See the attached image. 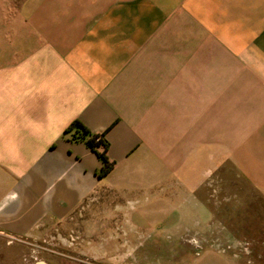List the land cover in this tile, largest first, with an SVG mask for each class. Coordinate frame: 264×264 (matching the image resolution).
I'll use <instances>...</instances> for the list:
<instances>
[{
	"label": "crops",
	"instance_id": "1",
	"mask_svg": "<svg viewBox=\"0 0 264 264\" xmlns=\"http://www.w3.org/2000/svg\"><path fill=\"white\" fill-rule=\"evenodd\" d=\"M74 120L106 140V175ZM238 199L264 202V0H0L7 244L77 233L199 255L159 264H252L212 240L248 229ZM43 255L22 264H57Z\"/></svg>",
	"mask_w": 264,
	"mask_h": 264
},
{
	"label": "rangeland",
	"instance_id": "2",
	"mask_svg": "<svg viewBox=\"0 0 264 264\" xmlns=\"http://www.w3.org/2000/svg\"><path fill=\"white\" fill-rule=\"evenodd\" d=\"M243 187L248 191L250 190L247 186ZM250 192L252 193L251 190ZM252 194H250V196ZM220 198L221 196H212L213 203L218 204L217 201ZM229 202H232V200ZM239 202L242 201L238 199L237 205H235V202H232L234 205L232 208L231 205L228 204L230 210L227 212L229 215H232L241 211L242 215H240L238 220L240 219L239 222L244 229H248L243 232H218L212 235V240L214 239L217 242L236 241L240 243V247L235 249V252L243 254L246 260L249 262L252 261V264H264V215L257 217L251 214L256 209H260L264 212V202L260 201L259 205L252 201H244V203L241 204ZM221 206L222 205H220V207ZM231 221L234 220L231 219ZM232 225L233 222L229 220L228 228H231ZM58 235L59 234L55 232H47L39 234L34 240L27 239V243L15 241L11 244L6 243L7 238L0 237V264H22V260H24L25 257H30L31 255L33 257H41L44 256L43 253L45 252L52 254L57 264H159L158 260L162 256L165 258L174 256V258L179 259L199 257V255H195L192 251L180 250V252L179 250H173L171 248L164 250H110L85 248L83 246L87 244L86 241L93 239L92 236L88 238V236L85 237L81 234L70 233L67 237L68 243L65 242L64 244L60 242ZM195 235L196 239L204 240L203 234ZM114 255H126V257H124V261L116 262L115 259H113ZM32 256L30 259H33ZM140 257H144V259L139 263H135L132 259H139Z\"/></svg>",
	"mask_w": 264,
	"mask_h": 264
},
{
	"label": "trees",
	"instance_id": "3",
	"mask_svg": "<svg viewBox=\"0 0 264 264\" xmlns=\"http://www.w3.org/2000/svg\"><path fill=\"white\" fill-rule=\"evenodd\" d=\"M70 138L82 140L101 160L99 175H106L113 167V162L106 155L107 143L102 134L92 133L80 121L74 120L65 130Z\"/></svg>",
	"mask_w": 264,
	"mask_h": 264
},
{
	"label": "water",
	"instance_id": "4",
	"mask_svg": "<svg viewBox=\"0 0 264 264\" xmlns=\"http://www.w3.org/2000/svg\"><path fill=\"white\" fill-rule=\"evenodd\" d=\"M32 264H45L44 262H42V261H35L34 263H32Z\"/></svg>",
	"mask_w": 264,
	"mask_h": 264
}]
</instances>
